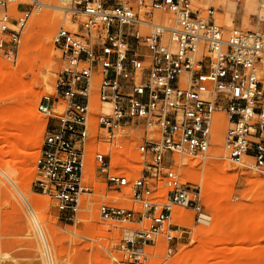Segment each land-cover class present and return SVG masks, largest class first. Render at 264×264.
Segmentation results:
<instances>
[{
    "label": "built area",
    "instance_id": "2783aa9c",
    "mask_svg": "<svg viewBox=\"0 0 264 264\" xmlns=\"http://www.w3.org/2000/svg\"><path fill=\"white\" fill-rule=\"evenodd\" d=\"M198 1L70 0L64 11L75 20L53 37L65 62L57 80L63 111L50 97L38 105L49 123L34 184L77 222L83 195L95 192L85 182L93 167L105 184L101 216L134 224L111 251L121 264L172 257L184 232L171 222L175 206L203 213L202 185L185 181L167 153L207 157L224 130L231 160L251 158L264 175V0L248 29L227 28L218 7ZM36 4L0 0L5 60L18 59ZM156 11L170 21L156 20ZM135 159L144 164L140 175Z\"/></svg>",
    "mask_w": 264,
    "mask_h": 264
},
{
    "label": "rangeland",
    "instance_id": "374dc122",
    "mask_svg": "<svg viewBox=\"0 0 264 264\" xmlns=\"http://www.w3.org/2000/svg\"><path fill=\"white\" fill-rule=\"evenodd\" d=\"M20 1L32 3V0ZM51 1L61 9L57 11L45 4H36L23 32L18 59L11 62L0 55V67H13L27 83L26 86L33 90L32 93L17 97L22 101V109L34 107L36 111L35 116H30L17 110L20 120L0 132V264H121L113 258L111 251L122 232L134 224L109 221L101 216L99 204L105 184L93 167L87 169L85 182L94 184L95 192L83 195L77 222L66 220L57 209L54 199L34 184L37 178L36 160L49 123V117L38 110V105L50 97L56 103L57 114L63 111L62 102L57 98V80L65 62L53 37L59 27H71L75 20L73 13L64 11V8L70 7V1ZM255 1L248 5L247 0H242L235 6L225 0H199L198 4L218 7V22L227 28L240 26L248 29L252 28V16L258 11L259 0ZM226 3L227 9L233 13V22L230 24L223 15ZM167 16L172 14L155 13L156 20ZM39 18L48 21H41L34 26V21ZM48 22L56 27L50 37L44 35ZM48 46H52L51 51H48ZM22 58L24 65H20ZM16 99H0V106ZM13 112L15 116L16 111ZM219 114L227 126L226 116ZM220 132L222 144L217 143L215 135L207 157L166 154V162L169 165L174 163L173 168L185 181L202 185L203 213L210 216V223L206 225L201 221L203 213L198 215L192 208L175 206L171 222L175 228L179 225L184 232L177 241L175 254L160 259L158 264H264V234L257 240L235 235V225L223 219L224 215L229 214L236 221L245 214L248 219L243 222V230L251 229L259 205H264V175L253 168L251 158H246L243 164L230 160L224 147V130ZM16 133L20 134L14 136ZM8 142L13 146H7ZM217 149L221 154L213 156L212 153ZM133 163L135 173L140 175L144 168L143 161L135 159ZM204 169L210 171L205 172ZM257 179L262 181L256 182ZM26 197H38L44 203L43 209L36 214L45 242L37 230V220L31 215ZM41 215H46V218L41 219ZM215 224L211 232L202 230L212 228ZM200 245L202 248L198 250ZM162 249L161 242L157 250L160 252Z\"/></svg>",
    "mask_w": 264,
    "mask_h": 264
},
{
    "label": "bare ground",
    "instance_id": "6f19581e",
    "mask_svg": "<svg viewBox=\"0 0 264 264\" xmlns=\"http://www.w3.org/2000/svg\"><path fill=\"white\" fill-rule=\"evenodd\" d=\"M34 1H38L41 4H45L46 6H48L50 8L53 7L57 11L61 9L60 6L58 7L52 1H51V3H53V4H51L50 3V0H34ZM68 1H70V0H62L61 2H65V3L67 2L68 3ZM255 2H256L255 0H247V4L248 5H252ZM229 3H233L234 6L236 4L235 2H229ZM226 5H227V3L224 4V8H223L224 9V14L223 15H224V18L226 19V22L230 24V23L233 22V13L230 10L227 9V6ZM59 15L61 16V14H59ZM218 16H221V15L219 14ZM45 18H44V20H41L42 18L41 19L39 18V20L38 19L35 20L34 21L35 22L34 26L36 24H39V23H42V22H46L47 23L48 20H46ZM165 19H166L167 22L170 21V17L169 16L165 17ZM50 21H51V19H50ZM55 28L56 27L54 26L53 23L48 22L47 27H46L45 32H44V35L46 37H50L51 34H52V32H53V30ZM51 47L50 46L47 47L48 51H51L52 50ZM24 61L27 62L28 60H24ZM20 65H24L23 58H22V60H20ZM12 68L11 67L8 68L5 65L2 66V67H0V99L5 100L8 97L13 98V99L14 98L16 99L20 95L29 94V93H32L33 92L32 88H28L26 86L27 83L24 82L22 76L20 74H18L15 69H12ZM21 103H22V101L19 98H17L12 103L6 104L4 106H0V118L2 120V122L0 123V132H3L6 127L11 126L10 124H14V123H16L17 121L20 120L19 119L18 111H19V113L20 112H24L26 114H29L30 116H35L36 115V111H35V108L34 107H32L30 109H22ZM12 110L13 111H16L15 114L16 115L18 114V115L17 116L16 115L14 116V114H13L14 112ZM216 116H217L216 117V120H218L219 118H222V116L220 114H217ZM221 123H224L223 118H222ZM19 134L20 133H16V134H14V136H17ZM222 139H223V136H222L220 130H218V132L216 133V141H217V143H219V144L221 143L222 144ZM7 146H13V145L11 144V142H8L7 143ZM220 154H221L220 153V150H218V149L216 151H214V153H212L213 156H219ZM229 159L231 160L230 157H229ZM202 166H201V168H202ZM204 171L205 172L206 171H210V169H204ZM13 173L11 174V176L13 175ZM260 181H262V180L261 179H257L256 180V182H260ZM26 202H27V205L30 208L29 210L31 211L32 217L35 220H37V230H38V232H39L42 240L45 242L44 233H43L41 227H39V222L40 221L38 220V215L36 214V212L38 210L43 209L44 203H42L41 199L38 198V197H32V198H27L26 197ZM176 213H177V211H176ZM177 215H178V213H177ZM263 216H264V205H259V209H258V211L255 213V215L253 217L251 229L249 231H244L243 230L244 228L242 226L243 225V222H245V220L248 219V216L245 215V214L242 215L241 217H239V219L236 220V221H233L231 215H229V214L224 215L223 216V219H225V220H227L230 223H232V224L235 225V229H236V232L234 233L235 235L238 234L239 236H244L246 238L256 239L257 240L259 238H262L263 237V234H264ZM43 218H46V215H41V219H43ZM201 221L204 224L208 225L210 223V216L207 215V214H205V213H203L201 215ZM103 225H101V226H103ZM218 226H220L221 228H224V225H222L220 223H218ZM214 227H216V224L213 225L212 228H209V229H207V228L204 229L203 228L202 230H206L207 232H211ZM101 228H99V229H101ZM126 229H128V228H126ZM129 229L126 231V234L128 236H132L133 235V232L130 231ZM209 241H213V240L212 239H209ZM201 246L202 245H200L198 247V250L202 248ZM45 251H47V250L45 249Z\"/></svg>",
    "mask_w": 264,
    "mask_h": 264
}]
</instances>
